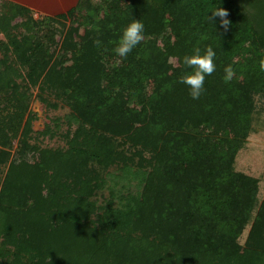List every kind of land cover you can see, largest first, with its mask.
I'll list each match as a JSON object with an SVG mask.
<instances>
[{
    "label": "trees",
    "instance_id": "trees-1",
    "mask_svg": "<svg viewBox=\"0 0 264 264\" xmlns=\"http://www.w3.org/2000/svg\"><path fill=\"white\" fill-rule=\"evenodd\" d=\"M220 6L227 31L207 20ZM132 18L145 39L121 58ZM0 35V264H264L260 181L236 169L264 98V0H79L57 18L0 0ZM208 45L193 100L182 58ZM34 97L70 110L36 137ZM63 124L66 149L33 142Z\"/></svg>",
    "mask_w": 264,
    "mask_h": 264
},
{
    "label": "clouds",
    "instance_id": "clouds-1",
    "mask_svg": "<svg viewBox=\"0 0 264 264\" xmlns=\"http://www.w3.org/2000/svg\"><path fill=\"white\" fill-rule=\"evenodd\" d=\"M222 3V0H221ZM211 15L207 16V20L214 27L216 19L219 18L220 26L227 31L231 21L228 19L229 12L226 8L220 6L213 8ZM216 28V27H215ZM145 39V24L142 19L132 20L121 30V34L116 42L113 52L116 56L127 58ZM99 44V41H97ZM217 53L211 45L201 48L194 47L190 54H186L182 58L184 72L178 78V83L186 86L188 95L193 100H199L206 91V79L213 75L217 69ZM170 63L172 59L170 58ZM260 71L264 72V59L259 62ZM223 80L229 83L234 75L231 65L224 68Z\"/></svg>",
    "mask_w": 264,
    "mask_h": 264
},
{
    "label": "rangeland",
    "instance_id": "rangeland-1",
    "mask_svg": "<svg viewBox=\"0 0 264 264\" xmlns=\"http://www.w3.org/2000/svg\"><path fill=\"white\" fill-rule=\"evenodd\" d=\"M75 8V7H74ZM69 27V21H66ZM4 40V37H3ZM1 56V55H0ZM36 94V92H35ZM255 100V113L253 116V126L250 137L247 140L245 148L239 153L236 161V169L249 176L257 178L260 181V198L264 196V98L257 96ZM30 110L36 115L37 119L33 123V136L43 132L47 126H50L55 131V123L57 121L64 122L65 116L70 112L66 106H60L59 109H50L45 104L41 103L38 98H33ZM57 120V121H56ZM67 126L62 125L61 130L54 133V137L45 136L33 140L41 148L49 149H66L67 141L61 136L65 133ZM250 228L244 232L242 243L245 242Z\"/></svg>",
    "mask_w": 264,
    "mask_h": 264
},
{
    "label": "crops",
    "instance_id": "crops-1",
    "mask_svg": "<svg viewBox=\"0 0 264 264\" xmlns=\"http://www.w3.org/2000/svg\"><path fill=\"white\" fill-rule=\"evenodd\" d=\"M32 10L36 18H57L77 6L79 0H8Z\"/></svg>",
    "mask_w": 264,
    "mask_h": 264
},
{
    "label": "built area",
    "instance_id": "built-area-1",
    "mask_svg": "<svg viewBox=\"0 0 264 264\" xmlns=\"http://www.w3.org/2000/svg\"><path fill=\"white\" fill-rule=\"evenodd\" d=\"M3 41V35H0V43Z\"/></svg>",
    "mask_w": 264,
    "mask_h": 264
}]
</instances>
